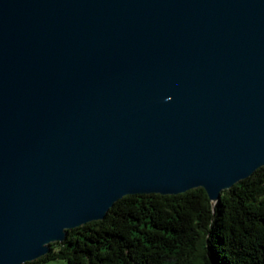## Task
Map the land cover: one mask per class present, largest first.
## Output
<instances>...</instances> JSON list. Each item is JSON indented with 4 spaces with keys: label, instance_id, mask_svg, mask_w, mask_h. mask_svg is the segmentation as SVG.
Returning a JSON list of instances; mask_svg holds the SVG:
<instances>
[{
    "label": "water",
    "instance_id": "1",
    "mask_svg": "<svg viewBox=\"0 0 264 264\" xmlns=\"http://www.w3.org/2000/svg\"><path fill=\"white\" fill-rule=\"evenodd\" d=\"M263 166L264 0H0V264Z\"/></svg>",
    "mask_w": 264,
    "mask_h": 264
},
{
    "label": "trees",
    "instance_id": "2",
    "mask_svg": "<svg viewBox=\"0 0 264 264\" xmlns=\"http://www.w3.org/2000/svg\"><path fill=\"white\" fill-rule=\"evenodd\" d=\"M64 264H264V166L214 204L202 188L123 196L41 258Z\"/></svg>",
    "mask_w": 264,
    "mask_h": 264
},
{
    "label": "rangeland",
    "instance_id": "3",
    "mask_svg": "<svg viewBox=\"0 0 264 264\" xmlns=\"http://www.w3.org/2000/svg\"><path fill=\"white\" fill-rule=\"evenodd\" d=\"M43 264H64V260L57 259V260H53V261H46Z\"/></svg>",
    "mask_w": 264,
    "mask_h": 264
}]
</instances>
